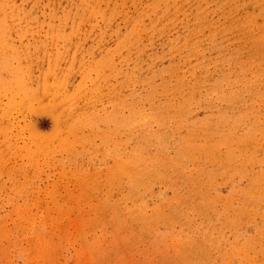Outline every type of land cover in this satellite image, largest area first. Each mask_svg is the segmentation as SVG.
I'll return each instance as SVG.
<instances>
[{
    "label": "rangeland",
    "instance_id": "obj_1",
    "mask_svg": "<svg viewBox=\"0 0 264 264\" xmlns=\"http://www.w3.org/2000/svg\"><path fill=\"white\" fill-rule=\"evenodd\" d=\"M0 264H264V0H0Z\"/></svg>",
    "mask_w": 264,
    "mask_h": 264
}]
</instances>
